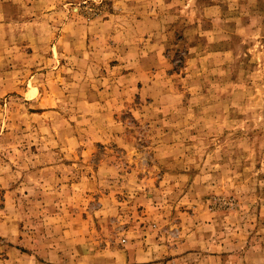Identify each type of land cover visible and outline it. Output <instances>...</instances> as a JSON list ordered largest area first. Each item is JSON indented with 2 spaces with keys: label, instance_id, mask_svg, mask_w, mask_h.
<instances>
[{
  "label": "rangeland",
  "instance_id": "rangeland-1",
  "mask_svg": "<svg viewBox=\"0 0 264 264\" xmlns=\"http://www.w3.org/2000/svg\"><path fill=\"white\" fill-rule=\"evenodd\" d=\"M85 232L264 264V0H0V264Z\"/></svg>",
  "mask_w": 264,
  "mask_h": 264
},
{
  "label": "crops",
  "instance_id": "crops-1",
  "mask_svg": "<svg viewBox=\"0 0 264 264\" xmlns=\"http://www.w3.org/2000/svg\"><path fill=\"white\" fill-rule=\"evenodd\" d=\"M123 238L125 242L121 243V236L112 233H79L67 238L78 241L71 250H57L52 245L46 249L27 248L23 245L24 237L19 234V249L16 246L8 248L1 264H181L180 255L155 256L151 248L139 243L137 238L129 234H124Z\"/></svg>",
  "mask_w": 264,
  "mask_h": 264
}]
</instances>
